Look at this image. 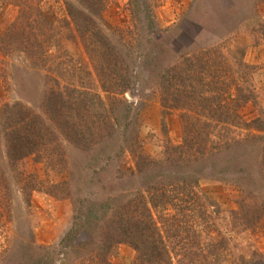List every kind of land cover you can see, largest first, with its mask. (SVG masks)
<instances>
[{
    "label": "rangeland",
    "instance_id": "1",
    "mask_svg": "<svg viewBox=\"0 0 264 264\" xmlns=\"http://www.w3.org/2000/svg\"><path fill=\"white\" fill-rule=\"evenodd\" d=\"M30 1L28 4L34 7L32 12L38 10L37 20H43L44 24L41 27L36 22L37 29L25 28L26 34L31 33L33 37L40 34L39 39L43 38L33 42L27 53L18 49L16 43L9 46L4 36L17 20L19 6L13 0H0V123L14 109L42 111L40 103L53 87L85 88L95 98L107 93L71 22L66 0ZM71 1L82 7L79 0ZM100 14L98 24L105 35L125 52L131 51V59L135 61L134 67L131 65L132 86L117 95L137 112L142 150L162 161V169H157L160 182L176 175L192 176L196 180V193L213 202L209 217L199 214L194 223L190 222V229L195 227L199 232L189 231L192 243L186 244L195 251L196 246L202 247L208 242L205 247H209L206 250L209 252L204 253V260H198L199 264H264V209H260L263 214L252 225L241 211L242 207L261 208L264 196H255L257 191L251 192L248 186L236 183L244 180L245 174L239 175L235 168L244 164L228 162L230 152L219 162L212 156L217 145L228 138L262 132L235 126L234 122L235 119L250 122L260 117L264 123V0H105ZM255 24L256 30H253ZM238 48L245 49L243 59L253 66L247 83L255 99L233 107L237 98L232 86V95L225 92L221 98L215 97L214 103L193 102L192 92L200 85L193 80L187 59L195 56L205 60L208 49L210 58L224 53L227 56L222 65L226 70L224 78L230 86L236 76L228 66L234 65L239 57ZM31 53L40 56L31 57ZM220 99L231 104L216 105ZM186 116L190 119L193 138L184 134ZM1 129L0 124V264H3L18 241L58 243L72 225L75 201L79 203L83 198L84 205L91 206L95 199H105L118 183L111 174L101 182L97 177L82 183L74 181L69 188L73 201L70 197L50 194L47 187L72 175L53 172L45 164V153L34 152L19 160L15 171L8 169L11 179L5 180ZM177 147L187 151L181 152L185 153L184 161L180 160ZM118 164L125 171L122 176L128 175L134 170V156L125 150ZM247 169L256 172V187L264 192V169L257 165ZM143 179L139 176L136 181L140 185ZM104 183L109 184L105 190ZM61 192L66 194V187L58 193ZM165 212L173 213V209ZM238 212L241 213L237 217ZM86 238L87 232L83 230L77 242ZM163 241L169 247L172 264H179L181 253L177 252L180 248L176 245H182L183 241L178 243L169 237H163ZM137 256V250L130 244L121 243L110 263L135 264ZM186 262L185 256L183 264Z\"/></svg>",
    "mask_w": 264,
    "mask_h": 264
},
{
    "label": "trees",
    "instance_id": "2",
    "mask_svg": "<svg viewBox=\"0 0 264 264\" xmlns=\"http://www.w3.org/2000/svg\"><path fill=\"white\" fill-rule=\"evenodd\" d=\"M13 1L20 8L19 15L4 36L9 46L16 43L14 45L18 49L29 53L31 51L29 46L43 38L39 39L40 34L35 37L31 33L26 34L25 28L37 29L39 26L35 24L36 22L41 27L44 23L43 20H37L40 16L38 10L32 12L34 7L28 4L30 0ZM79 2L82 7L85 6L82 8L71 0H66L68 15L85 53L101 80V87L107 93L105 96L95 98L96 95L85 88L53 87L48 91L47 98L40 103L42 111L14 109L12 113L3 117L0 123L5 154V160H2L4 168L2 174L5 180H10L8 169L15 171L19 160L32 152L40 155L45 153L43 158L50 170L57 173L70 172L72 175L70 179L47 187L46 191L50 194L70 197L73 201V193L69 188L74 181L82 183L97 177L96 179L101 182L110 174L116 179L118 188L116 186L103 200L95 199L91 206H85L83 198L79 199V203L75 201L72 225L58 243L42 245L28 239L18 241L3 264H111L110 258L121 243L130 244L137 250L135 264H172L169 247L165 245L163 237L172 238L178 243L183 241L182 245H176L180 248L176 251L181 253L179 264H183L185 256L188 258L185 264H199L198 260H204L206 258L204 253L209 252L206 251L209 247H205L208 242L202 247L196 246L194 251L186 244L192 243L188 233L199 232L195 227L190 229L191 223H194L195 217L199 214H202L201 217H209V207L213 202L208 197H200L196 193L194 186L196 180H192V176L176 175L172 176L171 180L169 178L168 181L160 182L161 176L157 169H162V161L151 158L142 150L137 112L118 96L133 83L132 66L135 61L131 59V51L125 52L122 46L113 44L98 24L105 0ZM45 21L49 23L46 19ZM256 26L255 24L252 29L256 30ZM50 27H53L52 23ZM53 42L57 46V40ZM238 50L239 57H236L235 64L228 66L229 71L236 76V80L230 86V82L224 78L226 70L222 65L227 58L224 53L210 58L208 49L205 60L195 56L187 59L189 68H192V78L200 85L192 92L193 102L214 103V98L218 96L221 98L225 92L229 96L232 95L230 92L232 86L237 98L235 104H232L233 107L255 99L252 88L247 83L253 66L243 59L245 49ZM38 55L40 56L39 53L30 54L31 57ZM174 64L177 65V62ZM55 82L60 85L58 80L55 79ZM221 101L220 99L215 104L222 107L231 104ZM17 105L19 103H16ZM189 120V116L183 118L184 134L193 138ZM262 122L260 117L250 122L235 119V126L254 128L262 132H250L242 137L228 138L222 145H217L212 153L219 162L230 152L228 162L244 164V167L235 168L239 175L245 174L242 176L244 180L236 183L241 187L248 186L251 192L257 191L255 196L261 194V197L264 196V192L256 187V172L252 171L253 168L247 167L257 165L259 169H264ZM175 149L180 153L187 152L183 148ZM125 150L134 156L135 164L134 170L122 176V172L125 171L118 163ZM249 152L256 155H247ZM243 154L249 157H243ZM184 155L185 153L180 154V160L184 161L186 158ZM170 158L173 162L171 155ZM139 176L144 177L140 185L136 181ZM107 186L108 183L102 185L104 190ZM63 187H66V194L64 192L59 194ZM21 188L25 189V186ZM261 202V208L259 206L257 210L242 207V214L250 225L263 214L260 213V209H264V201ZM166 209H173V213L166 214ZM240 213L236 214L237 217ZM83 230H86L87 238L77 242L79 233ZM163 231L167 233L166 236ZM176 246H173V249H176Z\"/></svg>",
    "mask_w": 264,
    "mask_h": 264
}]
</instances>
